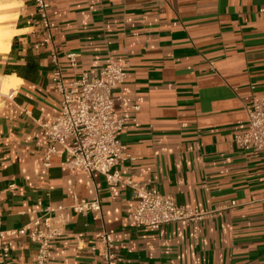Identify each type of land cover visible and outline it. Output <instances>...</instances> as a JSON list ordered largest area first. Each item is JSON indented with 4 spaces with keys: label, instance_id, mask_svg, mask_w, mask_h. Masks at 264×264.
Instances as JSON below:
<instances>
[{
    "label": "crops",
    "instance_id": "obj_1",
    "mask_svg": "<svg viewBox=\"0 0 264 264\" xmlns=\"http://www.w3.org/2000/svg\"><path fill=\"white\" fill-rule=\"evenodd\" d=\"M48 1L66 84L109 57L128 65L114 92L115 117L125 121L120 140L135 161L116 167L121 178L220 213L187 228L147 229L131 218L137 199L130 187L69 172L63 146L45 166L40 123L59 114L60 95L52 91L50 46L36 47L45 40L37 8L22 0L5 14L4 23L12 19L0 52L12 41L20 65L5 72L27 82L0 98L2 230L30 233L50 217L62 235L49 264H104L92 249L105 230L120 264H264V155L235 142L249 130L247 106L264 98V0ZM79 200L98 201L100 215L76 213ZM7 242L9 258L0 251V264L35 263L38 245L27 235Z\"/></svg>",
    "mask_w": 264,
    "mask_h": 264
},
{
    "label": "built area",
    "instance_id": "obj_2",
    "mask_svg": "<svg viewBox=\"0 0 264 264\" xmlns=\"http://www.w3.org/2000/svg\"><path fill=\"white\" fill-rule=\"evenodd\" d=\"M37 8L40 27L45 40L36 47L50 46L55 69L52 71V91L60 95V112L52 119L40 123L43 130L47 151L45 166H51L54 155L59 153L58 146H63L68 160L63 166L74 174L99 173L106 177L111 186L124 184L133 191L137 205L131 218L141 227L159 229L178 223L187 228L193 224L211 218L220 211L204 212L192 206L179 205L161 195L155 189H142L138 184L121 178L116 167L126 161H135L121 142L120 135L126 128L125 121L115 117L114 92L120 89L128 77V65L109 57L103 67L92 74L81 72L80 79L68 84L59 67V56L54 49L53 35L49 17L48 0H30ZM71 68L77 67L76 55H67ZM12 97V95H5ZM249 130L235 137V142L243 148L251 149L264 155V98L253 99L247 106ZM235 206V203H232ZM76 213L89 212L100 215L98 201L79 200L73 206ZM42 225V228L40 226ZM37 228L30 233L21 230H2V208L0 205V251L4 259L9 258L10 244L8 237L28 236L38 245L34 264H49L52 245L62 235L54 221L47 217L44 223L36 221ZM115 237L103 231L93 251L97 252L104 264H120L115 253Z\"/></svg>",
    "mask_w": 264,
    "mask_h": 264
},
{
    "label": "clouds",
    "instance_id": "obj_3",
    "mask_svg": "<svg viewBox=\"0 0 264 264\" xmlns=\"http://www.w3.org/2000/svg\"><path fill=\"white\" fill-rule=\"evenodd\" d=\"M21 3L22 0H0V38H3L4 34V28L6 27L4 21H5V14L6 12L13 7V3ZM17 31H22L20 29H17ZM14 41V37L12 38ZM11 44L12 41L8 42V53L6 55H0V98H5V81L8 80H17L23 85L24 83H27L21 76H19L18 73L12 72V73H6L5 69L9 64L12 65H20V61H16L15 58L11 54ZM23 64H26V60L23 62ZM16 91L17 94H19V91L16 89H8L7 95H12V93Z\"/></svg>",
    "mask_w": 264,
    "mask_h": 264
},
{
    "label": "bare ground",
    "instance_id": "obj_4",
    "mask_svg": "<svg viewBox=\"0 0 264 264\" xmlns=\"http://www.w3.org/2000/svg\"><path fill=\"white\" fill-rule=\"evenodd\" d=\"M5 19H7V17L5 16ZM8 34V33H7ZM6 33L3 34V38H0V52H2L5 48H6V44L4 43V38L6 36H8ZM6 42V41H5ZM18 81L17 80H8V81H5V92L7 93L8 92V89H13L14 88V85L15 83H17Z\"/></svg>",
    "mask_w": 264,
    "mask_h": 264
},
{
    "label": "rangeland",
    "instance_id": "obj_5",
    "mask_svg": "<svg viewBox=\"0 0 264 264\" xmlns=\"http://www.w3.org/2000/svg\"><path fill=\"white\" fill-rule=\"evenodd\" d=\"M11 19H12V18H11V17H9V18H8V20L6 21L5 25H6V24H7V22H8V21H10ZM4 30H8V29L4 28ZM5 95H7V93H6V92H5Z\"/></svg>",
    "mask_w": 264,
    "mask_h": 264
}]
</instances>
